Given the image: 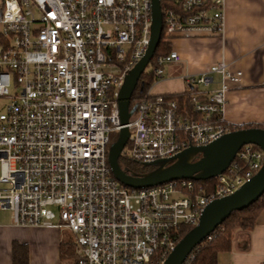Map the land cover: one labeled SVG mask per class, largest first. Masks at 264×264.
Returning a JSON list of instances; mask_svg holds the SVG:
<instances>
[{
    "label": "built area",
    "instance_id": "1",
    "mask_svg": "<svg viewBox=\"0 0 264 264\" xmlns=\"http://www.w3.org/2000/svg\"><path fill=\"white\" fill-rule=\"evenodd\" d=\"M166 2L162 42L223 34L225 0ZM151 20V0H0V210L15 226L68 229L76 264H163L205 206L263 162L262 151L242 146L209 191L188 178L140 189L114 178L108 150L121 128L119 91L148 49ZM180 62L171 48L157 56L155 79ZM240 76L224 60L185 74L190 108L147 90L121 155L143 167L230 132L227 82Z\"/></svg>",
    "mask_w": 264,
    "mask_h": 264
},
{
    "label": "crops",
    "instance_id": "2",
    "mask_svg": "<svg viewBox=\"0 0 264 264\" xmlns=\"http://www.w3.org/2000/svg\"><path fill=\"white\" fill-rule=\"evenodd\" d=\"M170 48L181 62L163 67L161 77L148 88L151 94L177 96L181 106L190 108L185 74H200L224 60L231 72H241L238 82H227L224 121L237 128L264 127V0H225L220 37L194 33L175 38ZM62 234L54 227L15 226L11 212L0 210V264H61ZM217 264H264V208L251 232H236L231 251L219 253Z\"/></svg>",
    "mask_w": 264,
    "mask_h": 264
},
{
    "label": "water",
    "instance_id": "3",
    "mask_svg": "<svg viewBox=\"0 0 264 264\" xmlns=\"http://www.w3.org/2000/svg\"><path fill=\"white\" fill-rule=\"evenodd\" d=\"M151 19L148 49L145 55L128 72L119 91L118 112L121 128L117 139L110 144L108 150V164L114 178L122 185L136 189L147 188L181 178L202 181L222 173L244 145H256L263 152V162L258 172L233 194L207 204L200 215L198 224L182 237L163 262V264H181L191 251L220 226L232 212L248 207L263 195L264 129L250 127L230 131L208 145L191 146L169 159L144 163L143 167H152V169L145 172H133L126 167H121L118 160L128 141L130 132L127 124L135 109V106L129 108L131 96L161 39L162 14L160 0H151Z\"/></svg>",
    "mask_w": 264,
    "mask_h": 264
},
{
    "label": "trees",
    "instance_id": "4",
    "mask_svg": "<svg viewBox=\"0 0 264 264\" xmlns=\"http://www.w3.org/2000/svg\"><path fill=\"white\" fill-rule=\"evenodd\" d=\"M161 6L168 5L166 0H160ZM170 51V45L167 43L159 41L153 58L150 61L152 67L155 66V58L159 55H166ZM155 77L153 70L147 73H142L140 79L138 80L137 86L132 93L130 109L135 106L138 100L144 97L150 85L154 82ZM187 102V101H186ZM189 107L190 104H187ZM252 126L242 127V128H250ZM258 128L264 129L263 126H254ZM230 131H234L237 129L236 126L229 125ZM117 139V135L115 137H110V144ZM252 147L258 151H262L258 146L252 145ZM125 157L121 155L119 157V164L121 167H126L130 170L129 167L123 165V159ZM132 171V170H130ZM135 172V171H134ZM145 172V171H144ZM141 173V172H140ZM216 182V178H209L207 180L199 181V184L205 186V190L209 191L213 188L214 183ZM264 208V193L263 195L254 203L250 204L248 207L232 212L226 220L215 229L211 239H205L200 245L195 247L189 257L186 260V264H217V256L221 252H229L232 249V241L236 234V232L249 233L255 225L256 219L260 213V211ZM192 228L186 227L182 230V236L187 234ZM243 248L246 250L247 242L243 243ZM60 259L61 264H76L77 254L75 251L74 241L65 242L64 240L60 243Z\"/></svg>",
    "mask_w": 264,
    "mask_h": 264
},
{
    "label": "rangeland",
    "instance_id": "5",
    "mask_svg": "<svg viewBox=\"0 0 264 264\" xmlns=\"http://www.w3.org/2000/svg\"><path fill=\"white\" fill-rule=\"evenodd\" d=\"M165 67V66H164ZM152 64H148L147 65V67L145 68V71H144V73H147V72H150L151 70H152ZM146 94V93H145ZM1 105H2V101H0V112L2 111V109H1ZM117 134H113L112 136L113 137H115ZM123 162V165H125V166H127V167H129L130 168V170H132L133 172L135 171V172H138V173H140V172H144V171H147V170H150V169H152V168H143L140 164H138V163H135V162H133L132 160H130V159H126V158H124L123 160H122ZM62 231H63V240L65 241V242H68V241H74V239H75V235L72 233V232H70L68 229H61Z\"/></svg>",
    "mask_w": 264,
    "mask_h": 264
}]
</instances>
